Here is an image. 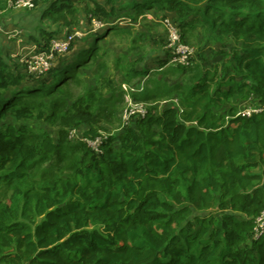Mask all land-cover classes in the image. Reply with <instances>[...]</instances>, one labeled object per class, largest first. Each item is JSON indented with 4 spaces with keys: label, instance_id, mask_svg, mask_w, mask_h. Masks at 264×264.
I'll return each mask as SVG.
<instances>
[{
    "label": "trees",
    "instance_id": "trees-1",
    "mask_svg": "<svg viewBox=\"0 0 264 264\" xmlns=\"http://www.w3.org/2000/svg\"><path fill=\"white\" fill-rule=\"evenodd\" d=\"M204 1L132 0L117 8L113 0H35L34 9L42 5L43 18L58 26H72L81 6L93 4L94 41L82 44V30L40 76L0 47V185L13 189L0 198V264H264L257 221L264 213V110L246 116L226 108L235 95L264 106V0ZM148 10L165 12L186 44L183 29L197 23L217 36L213 67L183 86L178 105L148 110L121 131L118 146L111 135L99 150L83 140L96 133L82 125L79 140L70 142L62 129L66 138L56 142L45 129L7 120L38 115L63 128L90 120L103 94L88 88L74 97L71 83L96 62L104 37L133 34L115 23L118 14L131 22ZM94 20L102 26L95 29ZM56 33L43 29L39 49L62 38ZM117 65L129 79L148 73L136 62Z\"/></svg>",
    "mask_w": 264,
    "mask_h": 264
},
{
    "label": "rangeland",
    "instance_id": "rangeland-1",
    "mask_svg": "<svg viewBox=\"0 0 264 264\" xmlns=\"http://www.w3.org/2000/svg\"><path fill=\"white\" fill-rule=\"evenodd\" d=\"M101 3H106V0H98ZM132 0H113V3L117 8H125ZM204 0H198L200 5H203ZM93 4H84L81 6V10L77 17L76 22L72 26H56V32L61 35H66L68 32L78 29L86 32L85 38L82 44L92 45L93 38H91V13L87 8L93 9ZM130 15L135 14V10L132 8L129 10ZM165 12L155 13L153 10H148L147 15L136 21L131 22L125 19H121L118 16L114 18L115 23L120 27H126L131 29L132 35L127 33L116 32L110 33L108 36L101 40L102 50L96 57V62L81 69L80 80L72 82L70 85V94L74 97L82 95L88 88H93L103 94L102 103L104 106L101 110H96L93 117L90 120L82 121L78 126H65L62 124H54L47 121L45 118L35 115L32 118L17 119L13 115H9L7 120L17 125H28L33 128L45 129L53 137L56 142L64 137L65 133L61 135V130L68 131L67 138L70 142L79 140L82 137L79 134L80 125L94 130L95 137H108L116 135V145L118 146V137L127 125L122 122V114L127 106L128 99L133 101H144L136 99V97L146 96L151 93V98L144 101L147 105L149 112H159L162 108L169 105H176L179 101L184 90L183 86L190 84L193 77L197 75L198 71L202 67H213V63L216 60L215 51L218 49L216 43V34L212 32L209 27L203 26L201 23L194 24L189 30L183 29L185 34L187 45L194 49V55L191 58V62L182 67H178L176 64L170 63L172 59L168 49V29L166 26ZM95 13H93V16ZM125 15V14H123ZM153 17H155L154 20ZM125 22V23H124ZM128 26H125L127 25ZM122 25V26H121ZM146 33L138 38V42L132 41V37L139 35V33ZM100 42V41H99ZM232 44L237 43L231 42ZM78 45V42L76 46ZM83 46H78V50L83 49ZM168 60V61H167ZM102 61L106 63L105 67L101 66ZM117 61H120L124 66L130 68V64L136 62V65L148 70V73L140 76L139 78L129 79L125 70L118 68ZM166 61V62H164ZM224 63H221L223 66ZM45 79L50 81L51 74L45 76ZM111 84L109 90V85ZM177 85L179 88L172 96L163 97L156 96L163 94L165 88H169ZM119 98L121 102L112 105L113 101H106L107 97ZM73 97V98H74ZM49 100L52 98H48ZM177 101V102H176ZM106 105L108 111L106 109ZM180 105V104H179ZM231 105L236 109V113L239 110L249 107L260 105L257 98L244 99L237 95L234 96L232 103L227 104L226 108H230ZM182 111V106L178 107ZM224 110L221 111V113ZM226 114V113H225ZM227 117H229L227 113ZM59 123V122H57ZM78 129V130H77ZM13 193V189L9 186L0 185V198H10ZM264 228V227H263Z\"/></svg>",
    "mask_w": 264,
    "mask_h": 264
},
{
    "label": "built area",
    "instance_id": "built-area-1",
    "mask_svg": "<svg viewBox=\"0 0 264 264\" xmlns=\"http://www.w3.org/2000/svg\"><path fill=\"white\" fill-rule=\"evenodd\" d=\"M13 5L16 7H25L27 9H34L36 7L35 0H15L13 1ZM101 26L102 24L99 21L94 20L95 29L100 28ZM166 26L169 33L168 49L172 56L170 63L176 65L189 64L192 56L194 55V49L182 41L180 28L175 26L169 19H166ZM84 35V31L74 29L62 38L52 39L48 50H40L39 47H35L28 53L21 55L19 57V61L28 69L30 73L37 76L43 75L52 68L56 54L68 52L72 43ZM263 110L264 106L261 104L255 107L249 106L239 110L237 115L251 116L253 113L262 112ZM147 113L148 108L144 101H133L128 99L127 106L122 114V122L124 125H128L132 122V120H134V118H143L147 115ZM105 138L106 137L99 136L94 139L84 137L83 140L87 142L90 147L95 150H99V147ZM257 221L260 231L264 232V213L257 218Z\"/></svg>",
    "mask_w": 264,
    "mask_h": 264
},
{
    "label": "crops",
    "instance_id": "crops-1",
    "mask_svg": "<svg viewBox=\"0 0 264 264\" xmlns=\"http://www.w3.org/2000/svg\"><path fill=\"white\" fill-rule=\"evenodd\" d=\"M42 14V5L27 9L16 7L13 0H0V47L8 57L18 62L21 55L41 44L38 40L43 41V29L56 31L53 19L43 18ZM153 19L157 20L155 17Z\"/></svg>",
    "mask_w": 264,
    "mask_h": 264
}]
</instances>
